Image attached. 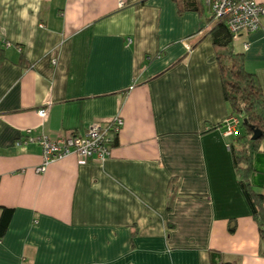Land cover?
I'll use <instances>...</instances> for the list:
<instances>
[{
	"label": "crops",
	"instance_id": "crops-1",
	"mask_svg": "<svg viewBox=\"0 0 264 264\" xmlns=\"http://www.w3.org/2000/svg\"><path fill=\"white\" fill-rule=\"evenodd\" d=\"M227 39L206 0H0V264H264L228 147L243 128L223 132ZM230 44L264 93V24ZM115 116L103 159L34 170L27 137ZM250 166L264 195V137Z\"/></svg>",
	"mask_w": 264,
	"mask_h": 264
},
{
	"label": "trees",
	"instance_id": "trees-1",
	"mask_svg": "<svg viewBox=\"0 0 264 264\" xmlns=\"http://www.w3.org/2000/svg\"><path fill=\"white\" fill-rule=\"evenodd\" d=\"M218 22L225 27L228 34L227 40L216 43L215 58L219 69L222 93L228 102L229 114L239 116L238 127L243 128V132L235 137V144L229 143L228 147L232 153L235 169L241 178L243 194L257 223L259 235L264 240V195L255 191L246 181L247 174L251 170V155L259 140L264 137V93L255 74L244 68L242 54L232 49L230 44L232 35L224 22ZM252 127L260 132V135L255 139L250 137ZM0 210L1 238L7 229L12 208L3 206Z\"/></svg>",
	"mask_w": 264,
	"mask_h": 264
},
{
	"label": "built area",
	"instance_id": "built-area-1",
	"mask_svg": "<svg viewBox=\"0 0 264 264\" xmlns=\"http://www.w3.org/2000/svg\"><path fill=\"white\" fill-rule=\"evenodd\" d=\"M206 2L212 19L223 21L232 37L240 31H251L257 29L261 23L264 24V0H206ZM48 105L49 102L46 101L38 107L37 115L44 117ZM121 123L122 119L115 116L105 124L92 123L83 133H69L54 138L44 134L35 138L27 137V140L36 141L41 148V161L34 170L42 172L49 162L69 153H75L79 163H83L92 155L103 159L108 154L112 137L119 131ZM239 123V116L227 115L224 119V134L236 133Z\"/></svg>",
	"mask_w": 264,
	"mask_h": 264
},
{
	"label": "water",
	"instance_id": "water-1",
	"mask_svg": "<svg viewBox=\"0 0 264 264\" xmlns=\"http://www.w3.org/2000/svg\"><path fill=\"white\" fill-rule=\"evenodd\" d=\"M244 121V120H243ZM260 135V132L257 130V129H255V128H253L252 127V134H251V138L252 139H255V138H257L258 136Z\"/></svg>",
	"mask_w": 264,
	"mask_h": 264
}]
</instances>
